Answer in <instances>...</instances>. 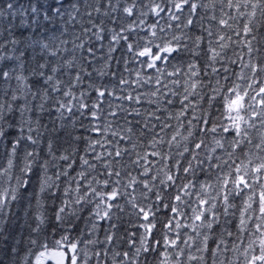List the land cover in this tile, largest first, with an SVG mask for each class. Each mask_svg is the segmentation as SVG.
Instances as JSON below:
<instances>
[{
    "label": "snow or ice",
    "instance_id": "1",
    "mask_svg": "<svg viewBox=\"0 0 264 264\" xmlns=\"http://www.w3.org/2000/svg\"><path fill=\"white\" fill-rule=\"evenodd\" d=\"M0 264H264V0H3Z\"/></svg>",
    "mask_w": 264,
    "mask_h": 264
},
{
    "label": "trees",
    "instance_id": "2",
    "mask_svg": "<svg viewBox=\"0 0 264 264\" xmlns=\"http://www.w3.org/2000/svg\"><path fill=\"white\" fill-rule=\"evenodd\" d=\"M0 3H3V0H0Z\"/></svg>",
    "mask_w": 264,
    "mask_h": 264
}]
</instances>
